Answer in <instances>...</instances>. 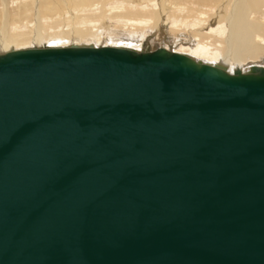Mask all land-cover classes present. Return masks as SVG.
I'll list each match as a JSON object with an SVG mask.
<instances>
[{"label":"water","instance_id":"95a60500","mask_svg":"<svg viewBox=\"0 0 264 264\" xmlns=\"http://www.w3.org/2000/svg\"><path fill=\"white\" fill-rule=\"evenodd\" d=\"M0 264H264V68L0 55Z\"/></svg>","mask_w":264,"mask_h":264},{"label":"bare ground","instance_id":"6f19581e","mask_svg":"<svg viewBox=\"0 0 264 264\" xmlns=\"http://www.w3.org/2000/svg\"><path fill=\"white\" fill-rule=\"evenodd\" d=\"M151 38L163 42L153 52L251 73L264 68V0H0V55L72 46L144 52Z\"/></svg>","mask_w":264,"mask_h":264},{"label":"rangeland","instance_id":"374dc122","mask_svg":"<svg viewBox=\"0 0 264 264\" xmlns=\"http://www.w3.org/2000/svg\"><path fill=\"white\" fill-rule=\"evenodd\" d=\"M167 35L168 34L166 33L165 36H167ZM162 45H163V42H155L154 38H151L150 40H148V42L145 43L144 51H153V50L157 49L156 47H160Z\"/></svg>","mask_w":264,"mask_h":264}]
</instances>
